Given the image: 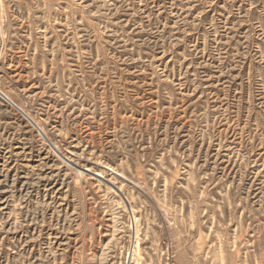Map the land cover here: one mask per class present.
<instances>
[{
  "label": "rangeland",
  "instance_id": "rangeland-1",
  "mask_svg": "<svg viewBox=\"0 0 264 264\" xmlns=\"http://www.w3.org/2000/svg\"><path fill=\"white\" fill-rule=\"evenodd\" d=\"M0 264H264V0H0Z\"/></svg>",
  "mask_w": 264,
  "mask_h": 264
}]
</instances>
